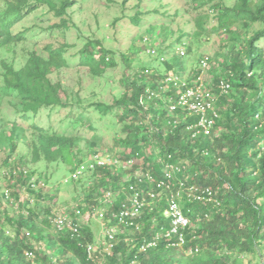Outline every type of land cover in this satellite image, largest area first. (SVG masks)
<instances>
[{"label": "trees", "instance_id": "16d2710c", "mask_svg": "<svg viewBox=\"0 0 264 264\" xmlns=\"http://www.w3.org/2000/svg\"><path fill=\"white\" fill-rule=\"evenodd\" d=\"M165 1L136 0L130 17L126 12L130 0H122L121 17L95 33L91 27L81 29L79 24L83 26L85 20L76 21L75 17L83 11L98 10L93 12L97 19L100 10L95 5L87 10L92 2L84 9L85 0H0V153L6 155L0 173L8 177V184L0 191V203L16 206L20 211L17 219L5 211L4 220H0V264H50L52 260L58 264H89L85 247L99 244L103 238L100 234L117 224L113 215L122 204L128 203L132 195L129 185L139 184L132 178L124 186L116 168L97 166L96 160L106 156L100 149L107 139L120 150V155L106 157L114 156L124 163L140 162L135 176L148 174L155 183L172 182V191L179 190L180 183L209 188L216 203L188 201L182 195L178 205L189 220L184 244L173 247L169 243H174L175 238L162 239L155 248L141 252V245L169 229L164 211L170 190L157 188L144 178L139 190L144 195L152 190L159 196L154 202L148 200L149 205L137 221L140 230L118 226L112 253L105 261L239 264L241 258L251 256L264 263V0H233L230 6L224 0H187L185 10ZM110 3L113 2L106 0V9L111 7ZM147 3L151 4L150 8L145 6ZM36 11H40V18L35 30L48 33L52 39L76 29L82 47L66 57L74 45L50 42L38 47L30 40L29 30L15 31L19 23ZM156 16L163 22L151 25L149 35L141 39L143 48L131 47V43L120 52L106 46L122 38L124 20L138 29L142 22ZM177 20H183L188 29L184 31L179 24L175 39L171 26ZM108 28L113 31L111 37L102 35V29ZM100 33L101 36L97 35ZM218 33L228 34L221 41L227 40L230 45L224 47L225 52L220 56L221 76L213 84L216 88L225 81L230 89L225 95L214 93L216 117L209 115L213 120L211 135L200 132L192 137L196 130H189V126L195 125L198 117L189 116L181 108L171 113L169 106L190 87L182 84L183 59L186 55L195 57L196 67L200 69L192 81L188 78L191 85L202 72L204 59L209 67L211 64L208 56H199V47ZM155 36L162 46H155ZM178 46L186 52L175 54L176 63L173 51ZM139 55L147 60L141 66L129 68L132 58ZM117 57L122 60L123 68L119 92L111 93L107 102L102 98L87 102L82 99L75 88H82L88 77L93 82L104 80V91L111 85L106 74L117 63ZM71 68L78 70V80L72 89L62 82V76ZM170 72L181 83H167ZM10 110L12 115L8 114ZM42 115L47 116L45 121ZM91 156L96 158L92 159L94 171L88 176L93 191L115 195L111 206L103 198L98 203L90 202L88 214L101 225L97 228L99 232L96 234L89 225L78 221V210L70 215L75 218L74 224L79 225V237L56 231L55 236L44 235L46 232L37 221L40 219L39 223L53 228L48 216L56 198L46 196L39 183L44 186L55 183L53 180L58 175H62L64 185L79 183ZM167 166L177 168L178 172L173 171L167 178ZM90 171L88 168L86 172ZM123 187L127 198L119 195ZM23 190L28 195L25 200L21 198ZM32 196L36 199L33 205ZM102 210L106 212L99 221L96 215ZM32 238L44 247L29 245L27 241ZM43 249L48 255L41 253ZM29 250L36 256L33 262L25 257Z\"/></svg>", "mask_w": 264, "mask_h": 264}, {"label": "rangeland", "instance_id": "374dc122", "mask_svg": "<svg viewBox=\"0 0 264 264\" xmlns=\"http://www.w3.org/2000/svg\"><path fill=\"white\" fill-rule=\"evenodd\" d=\"M87 1V3L84 4V9L89 7L90 2H92V6L91 8L89 7L87 10L92 9V7H94V5L97 7V9L100 10V15L99 17L96 19L94 17V14L98 13V10H92V12L89 11H83V13L81 15H75V17H77L76 21L78 20H85V23L83 24V26H81V24H79V27L83 30H85L86 28H90L92 32L95 31V33L97 32V30H100L101 27H107L109 24H111V22L118 17H121V11L122 8L120 7V3L122 2V0H111L113 3H110L111 7H109L108 9L106 6V0H85ZM184 1L187 0H166V3H173V5L177 8H180L182 10H185L184 8ZM102 2L105 3V6H102ZM225 5L226 6H230L233 3V0H224ZM119 3V4H118ZM133 4H136V0H130V4L128 7V9L126 10V12L129 13L130 17L133 15V8L131 6H133ZM145 6L147 7H151V4L147 3ZM96 12V13H93ZM39 18H40V11H36L34 14H31L29 17H27L25 20H23L21 23H19L15 29V31H20V30H29V36H30V40L32 42L37 43L38 47H43V45L48 44L50 42H54L56 45H58V43H67L70 45H74L71 49L68 50L66 57L75 54L82 46L81 43L78 41L77 37H78V33L76 29H71L69 30V32H67L65 35H60L57 38H52L49 37V34L43 31H37L34 28L36 26L39 25ZM188 18V17H187ZM181 19V18H179ZM98 20V23H96V21ZM124 22V29L122 30V38L118 37V40L116 42H109L106 44L107 47L109 48H113V49H118L121 50L120 52H123L125 48H129L130 44L132 43L133 46L131 47H136V48H143L142 43H141V39L145 36V35H149L150 33V29H151V25H161V23L163 22V20L156 16L154 19H147L146 21L142 22L141 25L139 26L138 29H136L134 26H130L128 23H126L127 21H123ZM166 22V21H165ZM125 23H126V27H125ZM180 24V28H183L184 31H186L188 28H186L187 26H184V22L183 20H177V23H175L173 26H171V29L175 32L174 38L176 39L178 36L177 33V28ZM214 25V24H213ZM157 31V30H156ZM113 34V31L108 28L106 30L102 29V35L105 36H109L111 37ZM99 36H101L100 34H97ZM218 36H214L210 38V41L208 43H202L201 46L199 47V56H205V57H209L211 59V64L210 67L209 65H207L206 61V65L202 64L201 65V70L202 72L200 73V76H198V79L200 82H203L205 84L206 87V91H210L211 93H215L216 88L215 85L213 84V81L215 78H217V76H221V72L219 67L221 64V58L220 56L225 52L224 47H227L228 45H230V42L225 40V41H221L224 40V38L226 39L228 37V34H222V33H218ZM131 38H136L137 40H132ZM154 43L155 46H159L161 45L158 37H154ZM162 46V45H161ZM164 46H169V45H164ZM161 49H164L161 48ZM143 50V49H142ZM162 51V50H161ZM172 55V54H170ZM170 55H168V60L170 59ZM132 58V57H131ZM173 61H175L177 59L178 63V58L175 57V53L173 56ZM146 56L144 55H139V56H134L131 60V64L129 66V68H134V67H138L141 66L143 63V61H146ZM172 61V60H171ZM116 64H114L112 67H110L107 71V78L110 80L111 85L109 87H107L105 89V91L102 89V87L105 86V82L104 80H98L96 82H93L92 79H90V77L86 78L85 81L83 82V87L78 89L75 88L76 91L80 92V96L82 97V99H84L86 102L87 101H93L96 100V98H102L104 101H110L111 99V93L112 94H117V92H119L120 90V85H119V81L122 77V60L120 59V57L116 58ZM184 62V67H185V74L183 77V83L187 84L189 79L191 78L190 81H192V77L193 75H195L196 72H198V70H200L199 68L197 69L196 64V58L193 56H187L183 59ZM220 62V64H219ZM178 67L175 68V73L178 75ZM78 70L76 69H68L66 72V74H64L62 76V82L64 84L65 87H68L70 89H72L73 85L77 82L78 80ZM169 77L176 79H179V77L174 76L173 72L169 73ZM196 81V80H195ZM168 83V82H167ZM178 83H181L178 82ZM194 82H192L193 84ZM106 87V86H105ZM215 96V95H214ZM3 109H5L3 107ZM12 111L10 110L8 112V114H11ZM172 113V112H171ZM44 114V113H43ZM57 119H60L58 117H54ZM47 119L46 115H42V120L45 121ZM218 132H222L221 129L218 130ZM104 146L100 149L101 154H104L106 156L109 155H114V156H119L120 155V150L115 147L114 145H112V141L111 140H106L104 142ZM83 144V143H82ZM20 155V154H19ZM106 156H104V158H106ZM114 156H110V159H114ZM6 157L5 153L2 152L0 153V165L3 163L4 158ZM91 158V160H89L88 162H86L87 164V168H85L83 170V173L80 175V177L82 178V180L77 183V184H67L64 185L62 184L63 182V178L62 175H58V179L53 180L55 183L52 184H47V186H44V184L42 182L39 183L40 187H43L46 196H54L56 198V202L54 204L51 205L52 208V212H58L61 214H67L70 215V213H73L74 211H78L80 210V218H79V222L82 223V225L84 226H88L93 230L96 231V234L99 232H97V228L98 225L101 226L99 224V222H97L96 220H94V218H90L89 214H88V210H90V208L92 207V203L90 204V202H94L96 201V203L100 202L101 199L103 198V193H100L99 190H96L97 192L95 193L93 191L94 188L91 187V185L89 184V175L90 173H92L94 171V169L91 168L92 166V159H96L94 156L88 157ZM123 162V163H122ZM122 164H124V161H121ZM139 165L140 162L139 161H133V167L137 166L138 168L133 169L130 167H123V165H118L117 166V173H119L120 176H122V179L120 180L124 186H126L128 184V181L130 180V177H135V173H137L138 169H139ZM30 168H33V166H29ZM88 168H91V171L89 173H87L86 171L88 170ZM3 173H0V191L2 189H4L5 184H8V177H5L2 175ZM38 176L42 175L40 173H37ZM61 176V177H60ZM49 177V176H48ZM75 177H79L77 174L75 175ZM17 186V185H16ZM91 188V189H90ZM173 187H171L172 190ZM125 187L121 188V194H119L120 196L125 195V197L127 198L128 195L126 194V192L124 191ZM92 191V195L90 197V199H88V196L90 194V192ZM103 191V190H102ZM101 191V192H102ZM21 198L23 200L28 198V195L26 193L25 190L22 191L21 193ZM36 201V199L32 196L31 197V204ZM48 201V200H47ZM49 202V201H48ZM36 203V202H35ZM32 204V205H33ZM7 211V214L11 217V216H15V219H17L20 215V211L18 209H16V206L14 207H10V206H6L5 204L0 203V214L1 218L0 220L3 221L4 220V212ZM78 212V214H79ZM24 215H27L26 212H24ZM38 224H41L40 227L42 228V230L44 232H46L44 235H53L55 236V230L53 228H50L46 225H43L40 222V219L37 221ZM27 231V230H25ZM99 235V234H98ZM100 236L102 238V240L100 241L99 244L96 245V247H100L102 248L104 245L102 242H104V235L103 232L100 234ZM29 245L33 246L34 248H43L44 245H42V243H38L36 242L33 238L29 241H27ZM42 254L44 255H48V251L46 249H43V251H41ZM96 264H110L108 261H105V256L100 254L97 256V258L95 259ZM258 259H253L251 256H246L245 258H241L240 259V263L242 264H264L263 262H258ZM239 263V264H240ZM61 264H63V262H61ZM77 264H79V262H77Z\"/></svg>", "mask_w": 264, "mask_h": 264}, {"label": "built area", "instance_id": "2783aa9c", "mask_svg": "<svg viewBox=\"0 0 264 264\" xmlns=\"http://www.w3.org/2000/svg\"><path fill=\"white\" fill-rule=\"evenodd\" d=\"M206 59H204L202 64L206 65ZM200 76V75H199ZM194 80L193 84L189 85L188 83H182L185 87L190 86L188 89L184 90L183 94L179 97V99L175 102V104L169 106V111L174 112L178 108H181L183 112H186L189 116L196 115L198 117V121L195 125L189 126V130H196V132L192 135V137L197 136L200 132L205 136H210L213 128V120L209 117L210 114L213 117H216L214 114V102L216 97L210 91H206L205 84L197 80ZM178 81V79H174L168 77L167 82ZM216 91L218 94L225 95L228 93L230 86L227 82L221 81L216 87ZM97 166L101 168H117L118 165H123V167H133V161L130 160L122 164L118 161V159H110L108 157L97 159ZM93 168V165L91 166ZM166 177L170 178L173 174V171L178 172L177 168L173 166H167ZM78 175V174H77ZM75 176V175H74ZM136 179L138 183H142L144 178L149 184H155L157 188H166L170 190V193L165 198V211L164 217L169 221V229L164 232H159L155 235L153 240L143 244L140 246V251H145L148 248H155L158 245V242L162 239H166L170 241L175 238L174 243H169L173 247H181L184 244L185 236L184 233L189 226V220L183 215L181 208L179 207L178 200L181 199L182 195L185 196L188 201H204L206 203H216L213 198L212 191L209 188L200 189L196 186H185L183 184L180 185V189L177 191H172L171 187H173V183L167 185L163 182H157L153 180V178L145 174L144 176L136 175L135 177H130L131 179ZM139 184H130L129 192H132L131 197L128 199V203H124L121 206V209L117 214L113 215V218L116 220V225L104 231L103 235L108 238V241L102 242L103 247H96V245L88 244L85 247L86 260L89 264H96L95 259L97 258V254H101L105 257L110 256L114 247V242L116 241V234L118 226L125 227H135L136 230H140L138 225V220L143 214V209L149 205L148 200L150 202H154L159 195L158 193L152 192L150 190L147 194L144 195L143 190H139ZM167 185V186H166ZM34 187V186H33ZM5 198L9 197V193L5 192ZM104 202L108 204V206L113 205L115 202V195L111 192L103 193ZM152 211V208H151ZM106 210H102L97 213V219L101 221L104 218ZM24 214V213H23ZM78 214V212H77ZM48 220L50 224L53 226L56 232L64 233L68 232L72 236L79 237V225L74 224L75 218L71 215L61 214L58 212H51L48 216ZM162 231V230H161ZM29 236V234H27ZM25 257L33 262L36 259L33 251H26ZM50 264H58L55 260H52Z\"/></svg>", "mask_w": 264, "mask_h": 264}, {"label": "clouds", "instance_id": "9594fccd", "mask_svg": "<svg viewBox=\"0 0 264 264\" xmlns=\"http://www.w3.org/2000/svg\"><path fill=\"white\" fill-rule=\"evenodd\" d=\"M175 54H180V55H182L183 53H185L186 52V49L184 48V47H182V46H178V47H176L175 49H174V51H173ZM93 165V164H92Z\"/></svg>", "mask_w": 264, "mask_h": 264}]
</instances>
